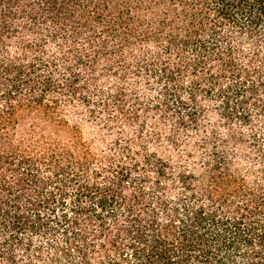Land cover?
<instances>
[{
    "label": "trees",
    "instance_id": "1",
    "mask_svg": "<svg viewBox=\"0 0 264 264\" xmlns=\"http://www.w3.org/2000/svg\"><path fill=\"white\" fill-rule=\"evenodd\" d=\"M261 91L264 0H0V264H264Z\"/></svg>",
    "mask_w": 264,
    "mask_h": 264
},
{
    "label": "rangeland",
    "instance_id": "2",
    "mask_svg": "<svg viewBox=\"0 0 264 264\" xmlns=\"http://www.w3.org/2000/svg\"><path fill=\"white\" fill-rule=\"evenodd\" d=\"M261 96H262V98H263V100H264V91H261ZM259 124H260V126L261 127H263L264 128V120H259ZM86 127V126H85ZM87 128V127H86ZM86 133L85 134H87V136L90 138V137H95L96 138V133L95 132H91V130H89L88 128L86 129V131H85ZM90 132V133H89ZM89 134V135H88ZM263 139H264V136H263Z\"/></svg>",
    "mask_w": 264,
    "mask_h": 264
}]
</instances>
